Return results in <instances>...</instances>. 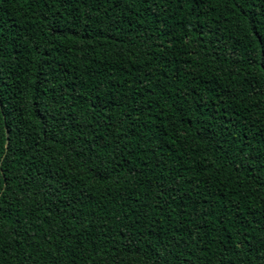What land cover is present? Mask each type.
<instances>
[{"label":"trees","instance_id":"obj_1","mask_svg":"<svg viewBox=\"0 0 264 264\" xmlns=\"http://www.w3.org/2000/svg\"><path fill=\"white\" fill-rule=\"evenodd\" d=\"M0 264H264V0H0Z\"/></svg>","mask_w":264,"mask_h":264},{"label":"water","instance_id":"obj_2","mask_svg":"<svg viewBox=\"0 0 264 264\" xmlns=\"http://www.w3.org/2000/svg\"><path fill=\"white\" fill-rule=\"evenodd\" d=\"M6 144H7V142H6Z\"/></svg>","mask_w":264,"mask_h":264}]
</instances>
